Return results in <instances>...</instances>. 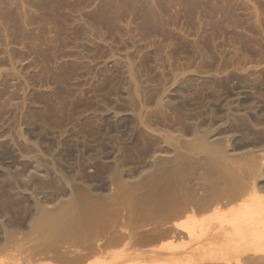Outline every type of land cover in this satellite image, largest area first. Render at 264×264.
I'll use <instances>...</instances> for the list:
<instances>
[{
    "label": "rangeland",
    "instance_id": "rangeland-1",
    "mask_svg": "<svg viewBox=\"0 0 264 264\" xmlns=\"http://www.w3.org/2000/svg\"><path fill=\"white\" fill-rule=\"evenodd\" d=\"M245 202L264 203V0H0V264H264ZM174 223L139 256L105 244Z\"/></svg>",
    "mask_w": 264,
    "mask_h": 264
},
{
    "label": "bare ground",
    "instance_id": "bare-ground-1",
    "mask_svg": "<svg viewBox=\"0 0 264 264\" xmlns=\"http://www.w3.org/2000/svg\"><path fill=\"white\" fill-rule=\"evenodd\" d=\"M240 196L241 195L238 192L232 193V194H230L228 196V201L229 202L235 201ZM216 201H217L216 199H211V200L207 201L206 203H203V204L199 205L198 207L192 208L193 214H196V212H198V211H207V210H209L211 208V206H213L214 202H216ZM242 206L244 208H246L244 210V214H246L247 217L244 220V223L245 224L242 225L243 228H241V229H243V231H242V233H240V235L243 236L242 239H243L244 242H251V243H253L255 245V248H254L255 249V252H257L258 249L256 247L258 246V244L260 242H264V216L263 217L261 216V213H264L263 212L264 211V209H263L264 208V203H263V205L262 204L261 205H256L255 207L250 208V206H251L250 205V202L249 203H246L245 202V204H242L241 207ZM181 213H182L181 211L180 212H174V213H172L171 217H173L175 215H178V214L181 215ZM180 228H181V226H180L179 223L178 224L177 223H174V225L167 226L164 229L154 230L152 233H150V235H144V234H140L138 232L135 233L133 231H130V230L127 231L126 230V232H123V233L120 232L116 237H114L111 240H109V242L106 240L107 243L105 242V244L106 245H108V243L111 244V245L122 244L125 248H128V250H129L128 253L130 255L131 254H134L135 256H139V255L142 254V250L139 249V248H136L137 246L135 247V245H137V244L139 245V243H154L157 240H159L161 238H166V237H170L171 239H173V238H175L176 236L179 235V233L177 232V229H180ZM240 241L241 242L236 241V244H237V242L240 243V247L242 248L243 243H242V240H240ZM105 244L104 245L99 244L98 245L99 248H97V250H94L92 248L93 250L92 251H89L90 253H87L86 252L85 254H80L81 253L80 252L79 255L77 254L76 257L74 256L71 259L70 263L83 262L85 260H88V258L90 256L95 255L96 252L102 253L104 247L106 246ZM237 245H239V244H237ZM240 247H238L237 249H241ZM170 250L173 253L172 256H174L176 254V250H173L172 248ZM78 251H80V250H78ZM78 251L76 250V252H78ZM248 251L250 252V249L247 250V252H245V250L242 251L243 252L242 255L243 256L244 255L246 256V254H248ZM262 252L264 253V250Z\"/></svg>",
    "mask_w": 264,
    "mask_h": 264
}]
</instances>
